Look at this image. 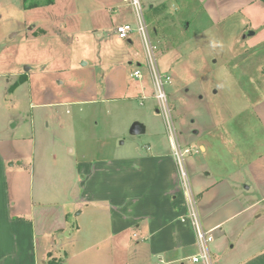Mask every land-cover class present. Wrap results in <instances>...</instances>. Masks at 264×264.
<instances>
[{"label":"crops","instance_id":"obj_1","mask_svg":"<svg viewBox=\"0 0 264 264\" xmlns=\"http://www.w3.org/2000/svg\"><path fill=\"white\" fill-rule=\"evenodd\" d=\"M199 2L212 21L219 14L224 15V21H235V17L242 20L243 38L251 35L248 30L252 26L253 35L260 33L264 37V0ZM25 10L30 12L28 38L41 37V43L53 45L61 40L68 50L81 36L110 40L114 35L121 39L116 26L136 22L135 16L133 20L129 16L132 12L135 15L134 9L124 0H97L94 6L89 0H54ZM138 36L146 60L145 45ZM133 38L132 35L127 40L129 45L134 44ZM40 49H46V45ZM136 60L140 67L141 59ZM113 62L110 55L97 57L96 70L89 73L82 85V76L73 81V75L68 74V88L77 96H65L54 103L36 102L32 88L30 107L47 103L82 106L118 99H136L143 104L144 100L155 98L146 88L142 73V79H133L132 85L125 88V96H118L114 71L119 66L115 67ZM29 69L25 73L14 70L13 81L8 80L6 88L12 99L23 86L33 87L34 80L42 86L57 84L56 76L48 73L49 64L40 73H31ZM21 76H26V80L10 92L9 88ZM99 90L104 94L100 96ZM156 112L160 113L158 109ZM18 125L17 120L11 128ZM21 138L7 130L0 132V264H47L50 254L56 257L63 254L68 264H202L191 260L200 249L190 220L181 218L189 205L171 144L170 152L159 142L123 156L108 147L105 154L92 160L86 154L75 160L66 157L67 188L61 183L54 184L52 167L47 163L41 171L36 167L33 171L31 165L24 168V161L10 162L21 158L28 141L32 145L29 152L34 151V141ZM200 151L207 153L206 146L200 145ZM247 165L256 168L252 169L254 174L257 170L264 173V153ZM24 176H28V185L22 181ZM259 177L257 174L252 179L254 187L234 172L216 179L205 172L197 180L199 190L193 194L203 227L215 229L212 247L209 246L214 264H264V175ZM131 231L140 240L133 256L123 261L121 255L127 256L123 241L128 243L125 237Z\"/></svg>","mask_w":264,"mask_h":264},{"label":"rangeland","instance_id":"obj_2","mask_svg":"<svg viewBox=\"0 0 264 264\" xmlns=\"http://www.w3.org/2000/svg\"><path fill=\"white\" fill-rule=\"evenodd\" d=\"M89 1L91 6L97 2ZM25 2L43 6L48 0H0V132L7 130L16 137L34 141L33 153L29 152L32 145L28 141L25 151L20 153L21 158L10 162L24 161V168L31 165L33 171L35 167L41 171L47 163L52 167L54 184L61 183L68 188L69 182L64 181L68 169L66 157L75 160L86 154L87 159L92 160L105 154L108 147L109 151L116 150L123 156L159 142L170 152L169 126L176 130L175 143L182 150L189 149L183 159L195 194L200 186L197 180L205 172H210L214 179L234 172L253 187L252 179L257 174L259 178L264 175L260 170L254 174V168L247 165L264 153V104L260 105L264 100L263 35L243 38L242 20L235 17V21H224V15L219 14L212 21L199 0H142L153 42L159 47L156 51L158 68L171 78L165 85L172 109L167 117L169 124H166L164 116L156 112L160 108L153 97L143 104L136 99H118L82 106L49 105L65 96H77L68 88V74L73 75V81L82 76V85L89 73L96 70L94 64L100 56L110 55L114 58L113 65L119 66L114 71L118 96H125V88L137 79L131 77L137 68L145 77L146 88L154 93V87L137 34L133 35V45L114 35L110 40L81 36L70 50L61 40L55 41L57 45L44 44L41 37L31 40L26 35L30 12L25 10ZM129 16L135 19L133 12ZM254 30L252 26L248 31ZM45 45L46 49H40ZM46 64H49L48 73L56 76L57 84L42 86L34 80L33 87L31 84L23 86L12 99L6 86L8 80L13 81L14 70L25 73L30 68L29 72L40 73ZM32 88L36 102H52L30 107ZM102 94L99 90V95ZM17 120L18 127L11 128ZM136 121L146 126L145 133H130ZM200 145L206 146L207 153L200 151ZM28 176L22 179L26 185ZM10 184L13 189L12 178ZM133 232L125 237L128 243L123 241L126 247L122 248H127L124 253L127 256L121 255L123 261L133 256L140 240ZM60 256L64 257V264H68L67 258Z\"/></svg>","mask_w":264,"mask_h":264},{"label":"built area","instance_id":"obj_3","mask_svg":"<svg viewBox=\"0 0 264 264\" xmlns=\"http://www.w3.org/2000/svg\"><path fill=\"white\" fill-rule=\"evenodd\" d=\"M127 4L132 6L134 9L136 22L135 23H121L116 26L117 35L124 40H129L132 35H140L143 39L145 49H146V61L150 68L151 78L154 87L153 96L158 100L160 113L166 119V124H169L168 118L171 115L172 109L169 103L168 95L165 89V85L170 82L171 78L167 74L160 72L157 64V55L156 51L159 48L152 40V36L149 29V24L145 17L144 5L142 0H124ZM131 76L142 79V74L140 69H136L132 72ZM169 130V140L174 152L178 170L181 187L183 189L184 196L186 198L187 204L189 205L188 211L185 216H182V220L189 219L191 224L194 227L197 241L199 244V253L192 256L191 260L193 262H201L202 264H214L213 256L209 248V244L214 241L215 229H205L203 227L195 196L193 194V189L191 186L190 178L188 176V171L184 163V155L189 153V149H181L179 144H176L174 141V132L175 128H170ZM176 137V136H175Z\"/></svg>","mask_w":264,"mask_h":264},{"label":"trees","instance_id":"obj_4","mask_svg":"<svg viewBox=\"0 0 264 264\" xmlns=\"http://www.w3.org/2000/svg\"><path fill=\"white\" fill-rule=\"evenodd\" d=\"M27 1V0H25ZM54 1L53 0H48V2L46 4H51L53 3ZM36 6H40V4L38 3H34L32 5H27L26 2H25V7L26 8H31V7H36ZM154 7V6H153ZM152 7V8H153ZM26 80V76H21L10 88H9V91H13L15 89L16 86H18L20 83L24 82ZM47 264H64V259L63 258H59V257H56L52 254L49 255V259L47 261Z\"/></svg>","mask_w":264,"mask_h":264},{"label":"water","instance_id":"obj_5","mask_svg":"<svg viewBox=\"0 0 264 264\" xmlns=\"http://www.w3.org/2000/svg\"><path fill=\"white\" fill-rule=\"evenodd\" d=\"M153 5H150V7H152ZM251 35L254 34V31L250 32ZM145 132V126L144 124L136 121L132 124L131 128H130V133L132 135H140L143 134Z\"/></svg>","mask_w":264,"mask_h":264}]
</instances>
